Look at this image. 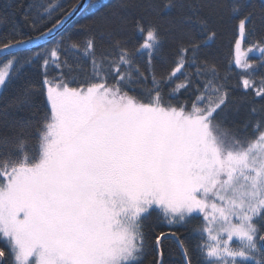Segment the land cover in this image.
<instances>
[{"label":"snow or ice","instance_id":"obj_1","mask_svg":"<svg viewBox=\"0 0 264 264\" xmlns=\"http://www.w3.org/2000/svg\"><path fill=\"white\" fill-rule=\"evenodd\" d=\"M121 7L59 38L75 6L28 5L31 33L23 5L0 11V264H143L150 247L166 264V239L178 264H264V0ZM153 212L169 231L150 245Z\"/></svg>","mask_w":264,"mask_h":264},{"label":"trees","instance_id":"obj_2","mask_svg":"<svg viewBox=\"0 0 264 264\" xmlns=\"http://www.w3.org/2000/svg\"><path fill=\"white\" fill-rule=\"evenodd\" d=\"M49 0H0V11L3 10L5 4L10 5H23L24 8H18L14 13L9 9V13L12 15L16 25L25 33H31V29L25 23L22 16V12L30 4H47ZM58 6H63L66 11H71L73 6L75 8L81 2V0H53ZM135 0H90L89 4L83 11L76 16V18L57 36L67 35L72 32L74 37H82L81 26L94 27L101 22L105 17L111 18L114 13L123 14L125 11L134 12V9H123L121 5L125 3H134ZM62 14V13H59ZM8 28L0 27V39L7 38L6 33ZM221 38L217 41L216 48L219 49L222 58L227 59L229 56L230 48L232 47L233 37L235 35V25L233 22H225L222 26ZM245 48L247 45L244 43ZM252 58H255L254 56ZM4 62V58H0V64ZM86 63V61H85ZM35 141H33V144ZM199 223V220L193 221L190 227H194ZM145 227L150 237V245H154V235L160 232H168L169 229L157 212H153L150 217L145 220ZM183 234H187L183 229ZM163 251L166 264H178L180 260V252L173 239H166L163 241ZM153 251L150 247L148 254L144 258L143 264H153Z\"/></svg>","mask_w":264,"mask_h":264},{"label":"water","instance_id":"obj_3","mask_svg":"<svg viewBox=\"0 0 264 264\" xmlns=\"http://www.w3.org/2000/svg\"><path fill=\"white\" fill-rule=\"evenodd\" d=\"M89 2H90V0H81V2L75 8L76 10L72 13V15L65 22L64 28L61 29L59 32L55 33V35L58 36L76 18V16L78 14H80L83 11V9H85L87 7Z\"/></svg>","mask_w":264,"mask_h":264},{"label":"rangeland","instance_id":"obj_4","mask_svg":"<svg viewBox=\"0 0 264 264\" xmlns=\"http://www.w3.org/2000/svg\"><path fill=\"white\" fill-rule=\"evenodd\" d=\"M241 47H242V51H243V49H245V46H244V43L243 42H242Z\"/></svg>","mask_w":264,"mask_h":264}]
</instances>
